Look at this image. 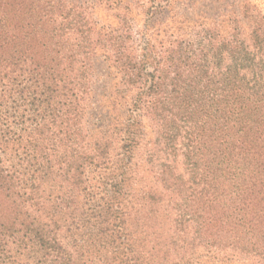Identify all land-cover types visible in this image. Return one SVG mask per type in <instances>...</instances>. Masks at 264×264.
Here are the masks:
<instances>
[{"label":"trees","instance_id":"1","mask_svg":"<svg viewBox=\"0 0 264 264\" xmlns=\"http://www.w3.org/2000/svg\"><path fill=\"white\" fill-rule=\"evenodd\" d=\"M214 250L264 264V14L0 0V264Z\"/></svg>","mask_w":264,"mask_h":264},{"label":"rangeland","instance_id":"2","mask_svg":"<svg viewBox=\"0 0 264 264\" xmlns=\"http://www.w3.org/2000/svg\"><path fill=\"white\" fill-rule=\"evenodd\" d=\"M157 2L161 3L162 0H157ZM244 5L255 6L264 14V0H173L174 9L184 10L187 13H194V11L197 13L203 12L208 15L213 14L214 11L215 13L237 11ZM97 17L102 23L111 22V14L107 11L100 10L97 13ZM136 19L138 23L143 24V17L141 15ZM113 80V72L108 68L106 63L99 59L95 64V94L105 86L108 88L114 86L115 81L113 83ZM147 138H150V134ZM142 153L143 150L140 149L136 157L138 158ZM200 252H204L202 254L204 257L208 256L206 251L200 250ZM212 253L215 255L216 260L223 259V261L226 260L230 264H252L251 261L245 260L230 251L214 250Z\"/></svg>","mask_w":264,"mask_h":264}]
</instances>
